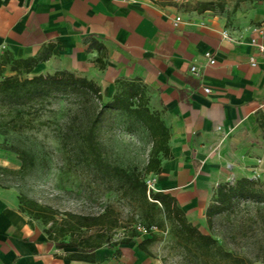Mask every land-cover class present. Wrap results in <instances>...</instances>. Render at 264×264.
<instances>
[{
	"label": "crops",
	"instance_id": "0c3cea01",
	"mask_svg": "<svg viewBox=\"0 0 264 264\" xmlns=\"http://www.w3.org/2000/svg\"><path fill=\"white\" fill-rule=\"evenodd\" d=\"M253 37L264 44V10L227 29L156 0H0V57L36 59L31 76L72 72L92 80L106 101L116 80L143 84L169 130L171 158L151 174L156 191L174 197L192 224L227 175L264 173V53ZM19 205L15 189L0 187V264H164L137 237L99 247L93 261L71 259L75 250L57 248Z\"/></svg>",
	"mask_w": 264,
	"mask_h": 264
},
{
	"label": "rangeland",
	"instance_id": "374dc122",
	"mask_svg": "<svg viewBox=\"0 0 264 264\" xmlns=\"http://www.w3.org/2000/svg\"><path fill=\"white\" fill-rule=\"evenodd\" d=\"M161 4L174 5L187 15H202L217 18L224 27L231 29L248 23L255 10H264V0H156ZM211 2L214 9L198 12L201 4ZM9 74V72H6ZM31 75L29 74L28 77ZM22 121L15 129L6 127L7 133L0 134V146L14 145L33 154L35 165L25 174L15 173L20 162L16 154L0 148V187L13 188L18 197L33 200L47 210L46 215L26 214L41 230L51 226L50 212L57 226L67 214L94 216L112 205L119 215L120 226L112 231L114 240L130 235L134 229L137 238L156 235L151 243L153 253L164 264H187V260L176 248L165 230L151 228L146 233L134 205L118 190V182L87 165L88 156L81 146L78 132L87 127L91 108L82 98L63 94L50 97V102L31 107H21ZM8 110L0 103V120H9ZM97 138L103 158L124 169L142 170L145 166L151 144L147 132L123 116L112 113L105 117L97 128ZM17 162V163H13ZM248 172V171H247ZM264 188V173L251 170L246 175ZM236 173L226 176L224 183L230 185L240 178ZM145 183L152 185L156 179L145 176ZM214 199V190L210 202ZM201 221L193 222L202 233L211 235L219 245L232 253L243 256L253 264H264V201L253 199L235 201L230 210L211 217L207 223L204 214ZM59 221V223H58ZM88 236L94 229H82ZM66 239L68 237H65Z\"/></svg>",
	"mask_w": 264,
	"mask_h": 264
},
{
	"label": "trees",
	"instance_id": "16d2710c",
	"mask_svg": "<svg viewBox=\"0 0 264 264\" xmlns=\"http://www.w3.org/2000/svg\"><path fill=\"white\" fill-rule=\"evenodd\" d=\"M214 9L211 2L201 4L198 12ZM100 47V46H99ZM37 60H17L9 54L0 57V103L8 110L9 120L1 122L0 134L7 133L6 126L15 129L22 121L21 107H31L50 102V97L69 94L82 98L91 108V118L85 127L78 132L81 146L88 156L87 165L118 182V190L136 209L144 228L165 230L180 250L187 264H253L243 256H238L224 249L209 234L202 233L186 217L174 197L162 191L147 190L145 176L158 174L161 160L171 158L168 145L169 130L160 116L151 111L145 88L139 80H116L115 91L110 100H104L100 87L92 80L76 76L72 72L60 70L47 75L28 77ZM9 74H6V67ZM115 113L123 116L128 122L137 124L148 134L151 150L142 170L124 169L107 162L100 151L97 128L103 119ZM0 148L16 154L20 162L14 171L25 174L35 165L34 156L28 150L14 145L1 144ZM6 168L0 166V171ZM258 182L248 177L238 178L234 184H219L214 191V199L205 210L207 223L211 217L232 208L235 201L253 199L264 201V188L257 187ZM19 209L25 214L46 215L47 210L33 200L18 197ZM120 214L112 205H106L102 212L94 216L67 214L60 220H54L50 212L51 226L44 232L56 244L57 248H71L75 251L68 256L75 260L93 261V252L103 245L127 243L138 233L133 229L130 235L114 240L112 231L120 226ZM82 229H94L93 235H86ZM65 237H68L67 239ZM151 234L140 244V248L156 241Z\"/></svg>",
	"mask_w": 264,
	"mask_h": 264
},
{
	"label": "built area",
	"instance_id": "2783aa9c",
	"mask_svg": "<svg viewBox=\"0 0 264 264\" xmlns=\"http://www.w3.org/2000/svg\"><path fill=\"white\" fill-rule=\"evenodd\" d=\"M180 20H181L180 17H179V16H176V18H175V23L180 22ZM222 36H223L224 38H226L227 40H235L232 36H230V34H229L227 31H224V32L222 33ZM250 44H251V46H253V47L255 48V50H256L258 53H264V44H263L262 42L258 41L257 38H255V37L251 38V39H250ZM204 57L207 59V62H208L209 65L214 64L215 60H214L212 54H211L209 51H207V52L204 53ZM250 64H251L252 66H256V61H255V58H254V57H250ZM191 72H193V73H195V74L197 73V69H196L195 66H192V67H191ZM210 91H211V90H210V88H208V87H204V88H203V92L206 93V94L210 93ZM146 186H147V185H146ZM147 190H148V191H149V190H154V188L152 187V185L148 184V186H147ZM138 229H139L140 231L144 232V233H146V231H147L145 228L140 227L139 225H138Z\"/></svg>",
	"mask_w": 264,
	"mask_h": 264
}]
</instances>
